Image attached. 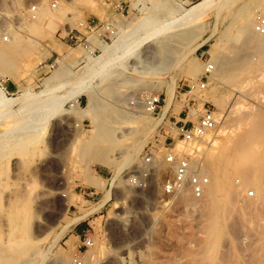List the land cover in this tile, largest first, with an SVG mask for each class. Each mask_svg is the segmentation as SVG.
Segmentation results:
<instances>
[{
    "label": "rangeland",
    "instance_id": "1",
    "mask_svg": "<svg viewBox=\"0 0 264 264\" xmlns=\"http://www.w3.org/2000/svg\"><path fill=\"white\" fill-rule=\"evenodd\" d=\"M200 1L0 0V53L10 49L0 54V87L16 98L0 106V264H264V165L257 163L264 43L254 46L239 31L245 19L254 31L264 0H204L197 18L173 26ZM118 2L126 4L124 16L114 9ZM43 5L50 14L33 18ZM149 16L156 27L131 33L130 48L118 52L120 36ZM106 21L115 34L99 41ZM69 30H79L95 51L62 39ZM213 46L222 54L220 72ZM107 54L109 66L100 69ZM206 63L213 70L200 87ZM146 94L160 96L154 113L132 104ZM56 95L63 99L57 108ZM206 104L215 128L201 142L183 144L175 122L195 123ZM23 116L32 130L21 127ZM173 144L207 172L202 198L187 189L162 192L170 175L163 157ZM243 151L249 157L242 160ZM147 155L155 166L145 178ZM219 180L231 196L225 213ZM80 225L85 231L74 242Z\"/></svg>",
    "mask_w": 264,
    "mask_h": 264
},
{
    "label": "built area",
    "instance_id": "2",
    "mask_svg": "<svg viewBox=\"0 0 264 264\" xmlns=\"http://www.w3.org/2000/svg\"><path fill=\"white\" fill-rule=\"evenodd\" d=\"M51 5L55 7L56 2L53 1ZM113 6L117 14L120 16H124L128 12L126 4L123 2L115 3ZM34 8L35 7L31 6V10L34 11ZM32 17L34 18L33 14ZM86 24V26H89V23ZM114 27L115 25H113L110 21L101 23L99 28H103V30L97 33L99 41H104L106 39L109 40V38L114 36ZM253 29L258 34L264 35V14H259L256 17ZM83 36L84 35L81 34L79 30H75L74 32L73 30H69L64 36H61V38L65 39L67 42L77 44L87 49L89 52L93 53L96 48H91L89 46L87 37L83 38ZM53 66V62L48 65L49 68H52ZM212 70L213 64L206 63L199 84L200 87L204 86V80L208 78ZM139 100H141V104L144 106L145 110L148 113H154L158 109L159 104L161 102L160 96L157 94H146L142 96V98H140ZM215 126L216 116L214 110L209 104L203 105L202 112L195 123L187 124L183 121L175 122V127L180 137V140L185 145H195L201 142L203 136L206 133L212 132ZM190 155L191 154L183 150H177L175 144L167 147V152L163 157V161L168 165L167 170L170 172V175L161 184L162 192H164L165 194H177L181 190L187 189L194 198L199 199L205 195L207 185L209 183V178L205 171L202 169V167L194 163ZM144 164L145 166L142 169V176L147 178L151 175V171L154 169L155 166L152 156H145ZM140 177L141 174H137L133 176V179H139ZM255 194V190H249L248 192V195L251 196H254ZM261 204L264 206V195L261 198ZM82 245L85 247H89L91 245V240L87 237H83ZM72 264H85V262L81 258H77L73 260Z\"/></svg>",
    "mask_w": 264,
    "mask_h": 264
},
{
    "label": "bare ground",
    "instance_id": "3",
    "mask_svg": "<svg viewBox=\"0 0 264 264\" xmlns=\"http://www.w3.org/2000/svg\"><path fill=\"white\" fill-rule=\"evenodd\" d=\"M43 4V3H42ZM5 6V5H4ZM45 5H43V7H44ZM205 6H206V2L204 3V0L203 1H200L199 3H197L196 5H194V6H192L191 8H189V9H183V12H186V13H183V15H181V19L182 18H185V21H175V23H174V25L173 26H175V27H178V26H180V25H185V24H188V23H190L191 21H193L195 18H197V16H199V13H200V11H202V10H204L205 9ZM46 7H44V8H42V7H39V10H37V15H35L34 14V18L37 16V19H41L40 17L42 16V14L44 13V12H48V11H45L44 9H45ZM47 14H50V11H49V13H47ZM186 18H188L187 20H186ZM153 21V17H144V18H140V19H136L135 20V22L133 23V27H129L130 29H127V31L122 35V36H120V39H119V41H118V44H117V46H116V49H117V51L119 52V51H122V52H124V50L126 51L127 49H129L130 48V44H129V42H130V38L129 37H132V34L131 33H135L136 31H138L139 29H141V30H145L146 29V27H148V26H154V27H151V29L153 28H155L156 26H155V24H154V22H152ZM3 23V22H2ZM34 23H35V21H34ZM239 31L243 34V37H244V39L246 40V41H249L250 43H252V45H254V46H260V45H262L263 43H264V35H261V34H257V33H255L254 31H252L251 30V27H249V23H248V21H247V19H245L241 24H239ZM130 34H131V36H130ZM143 35H145V32L143 33ZM142 35V36H143ZM14 38H16V36L14 37ZM139 38H141V36H139L138 37V39ZM7 39V38H6ZM14 40V39H13ZM17 39H15V41H16ZM12 43V42H11ZM0 44H2L1 42H0ZM3 45V44H2ZM4 47H6V45H3ZM3 46H2V48H3ZM10 48V47H9ZM3 49H5L6 51L7 50H10V49H8V48H3ZM3 49H2V51H3ZM149 49V52L151 53V48L149 47L148 48ZM5 51V52H6ZM114 51L115 50H112V52L114 53ZM4 52V51H3ZM3 52H1V53H3ZM5 52L3 53V54H5ZM8 52V54H9V51H7ZM0 53V54H1ZM108 54H110V53H108ZM108 54H107V56H105L104 58H102L101 60H99L97 63L101 66V68L100 69H102L105 65H108V61H109V59L107 60V57H108ZM112 54V53H111ZM110 54V55H111ZM115 55V54H114ZM212 60H214V63H215V71H218V72H220L221 70H222V67H221V65L220 64H218L217 62H216V60H223V58H222V54H220L219 52H218V50H217V46H213L212 47ZM5 56H6V54H5ZM112 56V55H111ZM170 55H168L167 57H169ZM4 58H6V57H4ZM2 59V58H1ZM183 59H185V58H183ZM3 60V59H2ZM186 60H182V63L183 62H185ZM114 62V61H113ZM111 64V63H110ZM187 64H188V67H191L192 66V64L189 62V61H187ZM109 66V65H108ZM105 67H107V66H105ZM180 67V66H179ZM65 68H67V66L65 67V65H64V67H63V69H61L60 71V75H62V74H64V70H65ZM178 68V67H177ZM104 69V68H103ZM67 70V69H66ZM104 71V70H103ZM59 74H58V71H57V75H55L56 77L57 76H59ZM113 74V73H112ZM52 76V75H51ZM61 77V76H60ZM58 78V77H57ZM52 81V80H51ZM50 81V82H51ZM48 83H49V79H48ZM48 85V84H47ZM67 92V94H74V93H76V91L74 92L73 90H72V88L70 89H67L66 90ZM69 96V95H68ZM168 102H167V104L169 105V103L171 102V96H169L168 95ZM15 99L16 98H9V97H6L5 96V90L3 89V87H0V106H7L8 104H10V102H14L15 101ZM32 100H29V98H25L24 99V102H26V103H29V102H31ZM61 101H63V99L61 98V96L60 95H56V96H54L53 97V99L51 100V105L53 106V107H58L59 106V104H60V102ZM33 102H31V104H32ZM35 105H40L41 104V102H35L34 103ZM133 104V106L135 107V108H141V105H139V104H141V102L139 103L137 100H136V102L135 103H132ZM134 112H136V113H141V111H139V110H134ZM194 112V111H193ZM141 117V116H140ZM23 118V120H22V123H25L26 122V124H21V127H26L28 130L29 129H33V125H30V118H28V117H26V116H23L22 117ZM21 118V119H22ZM28 123V124H27ZM210 133H206L204 136H203V138L204 137H206L207 135H209ZM243 153L245 154V155H243ZM243 153L241 152V154H240V157H242L241 159L243 160V159H245L247 156L249 157V155H247L248 154V152H244L243 151ZM243 155V156H242ZM247 155V156H246ZM259 159H260V161L258 160L257 161V163H258V165H260L261 167H260V169H262L263 167V163H264V144H263V146H262V148H261V151H260V155H259V157H258ZM262 160V161H261ZM99 162H101V164H103L104 162H105V160L104 159H99ZM261 162V163H260ZM263 162V163H262ZM255 163H256V161H255ZM260 163V164H259ZM258 168V167H257ZM154 170V169H153ZM152 170V171H153ZM151 171V172H152ZM216 172V171H215ZM207 173V172H206ZM223 173V172H222ZM221 173V174H222ZM222 175H224V174H222ZM219 182H220V180H219ZM257 182V181H256ZM226 184V183H225ZM256 184V186L258 187V188H260L259 187V184L258 183H255ZM215 186H216V184H215ZM217 187H219V189H223L224 190V196H223V200L222 201H220L218 204H219V206L221 207V210H222V212H224L225 211V207H226V205L228 204V200L230 199V195H229V193H230V191L229 190H226L225 188H224V182L222 183V182H220V184H219V186H217ZM184 191H186V189H184V190H181L180 192H178V193H182V192H184ZM229 191V192H228ZM247 192H249V190H247ZM230 196V197H229ZM188 204V203H187ZM240 206V205H239ZM217 208H219L218 206H217ZM240 208H242V207H240ZM218 210V209H217ZM221 210H219V211H221ZM19 211V210H18ZM225 213V212H224ZM223 213V214H224ZM215 216V215H214ZM228 218V217H227ZM226 215H224L223 217H222V224L223 223H225L226 224ZM220 224H221V222H220Z\"/></svg>",
    "mask_w": 264,
    "mask_h": 264
},
{
    "label": "crops",
    "instance_id": "4",
    "mask_svg": "<svg viewBox=\"0 0 264 264\" xmlns=\"http://www.w3.org/2000/svg\"><path fill=\"white\" fill-rule=\"evenodd\" d=\"M84 231H85V229H84L83 225L75 226V228L73 229V241L74 242L81 241V237H82ZM77 245H79V244H77Z\"/></svg>",
    "mask_w": 264,
    "mask_h": 264
}]
</instances>
